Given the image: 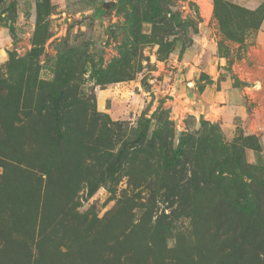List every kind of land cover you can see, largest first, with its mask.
I'll return each instance as SVG.
<instances>
[{
  "label": "rangeland",
  "instance_id": "rangeland-1",
  "mask_svg": "<svg viewBox=\"0 0 264 264\" xmlns=\"http://www.w3.org/2000/svg\"><path fill=\"white\" fill-rule=\"evenodd\" d=\"M263 19L264 0H0V264H264V112H189L182 66Z\"/></svg>",
  "mask_w": 264,
  "mask_h": 264
},
{
  "label": "crops",
  "instance_id": "crops-1",
  "mask_svg": "<svg viewBox=\"0 0 264 264\" xmlns=\"http://www.w3.org/2000/svg\"><path fill=\"white\" fill-rule=\"evenodd\" d=\"M200 15L201 27L214 33H201L198 44L217 49L221 38L215 32L214 9H200ZM227 47V55L213 58L187 50L182 66L186 74L197 76L194 88L189 89L188 111L211 121L242 122L249 119L252 108L251 116L258 117L264 112L258 104V99L264 100V19L257 31L245 35L243 41H227ZM254 121L250 128L257 124Z\"/></svg>",
  "mask_w": 264,
  "mask_h": 264
}]
</instances>
